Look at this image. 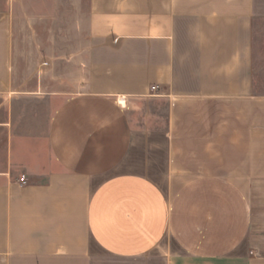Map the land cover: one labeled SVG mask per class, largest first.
Masks as SVG:
<instances>
[{"label":"crops","instance_id":"0c3cea01","mask_svg":"<svg viewBox=\"0 0 264 264\" xmlns=\"http://www.w3.org/2000/svg\"><path fill=\"white\" fill-rule=\"evenodd\" d=\"M48 1L0 0V264H264V0H87L71 92L17 83Z\"/></svg>","mask_w":264,"mask_h":264},{"label":"rangeland","instance_id":"374dc122","mask_svg":"<svg viewBox=\"0 0 264 264\" xmlns=\"http://www.w3.org/2000/svg\"><path fill=\"white\" fill-rule=\"evenodd\" d=\"M49 2L47 0V4ZM56 2L60 6L56 5L54 14L31 15L24 17L23 23L21 19L19 21L17 83L36 88L40 71L46 69L47 90L71 92L74 86L70 81V72L78 71L72 57L81 52V42L86 35L84 7L87 0ZM254 40L255 89L264 92V31L255 32ZM44 60L50 62L46 68L42 67Z\"/></svg>","mask_w":264,"mask_h":264},{"label":"built area","instance_id":"2783aa9c","mask_svg":"<svg viewBox=\"0 0 264 264\" xmlns=\"http://www.w3.org/2000/svg\"><path fill=\"white\" fill-rule=\"evenodd\" d=\"M158 88H159V87H158L157 85H153V86L151 87V90H152V91H156ZM21 180H22L23 183H25V182H26V176L23 175Z\"/></svg>","mask_w":264,"mask_h":264}]
</instances>
